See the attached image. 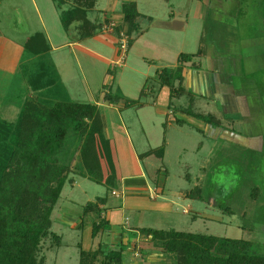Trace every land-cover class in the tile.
I'll return each instance as SVG.
<instances>
[{
	"label": "crops",
	"instance_id": "crops-1",
	"mask_svg": "<svg viewBox=\"0 0 264 264\" xmlns=\"http://www.w3.org/2000/svg\"><path fill=\"white\" fill-rule=\"evenodd\" d=\"M29 1L30 9L17 4L13 7L7 6L6 3L0 4L3 6L0 8V122L8 123L10 118L14 120L20 113L17 102H20L21 98L11 94L34 96L43 86L47 87L44 95L48 96V100L50 98L54 101L58 99L57 101L96 105L103 124L105 142V147L101 148L105 153L102 165L112 162L113 156L120 157L119 161H115L118 166H115L117 177L123 182L126 193L130 191L127 193L128 200H124L123 207L126 210H146L145 205L151 203L136 194L147 191L146 181H149L145 168H141V162L145 158L141 160L140 156L159 146L147 148L144 140L136 136V142L133 143L126 128L127 124L120 116L123 110L128 111L127 108L130 107H125V104L120 102L116 105L106 102L104 97L111 95V91H104V87L114 85L115 92L123 96L133 92L131 99H137L141 91L146 89L145 94L155 96L152 108L159 117L164 116L167 119V127H171L172 123L178 125L180 121L170 117L174 114L170 112L169 103L165 101V91L170 97L169 88L160 85L157 72L162 69H176L180 55L193 56L192 62L183 64L182 88L185 92L215 104L226 117L236 119L238 125L245 126L246 131L237 136L223 129L221 124L219 127L208 124L202 126L198 120H191L202 129L200 131H206L210 139H223L245 151L258 152L263 149L264 116L262 122L257 123L254 115L264 107V0H257L254 8H247L243 0H174L173 4H169V0H97L94 8L88 12L87 20L98 28L84 39L79 37L73 26L63 28L59 9L52 0ZM103 1L106 4L105 9L101 5ZM126 2L136 5L138 31L130 37L129 49L120 64L121 54L116 31L105 33L101 29L109 23L108 21L114 22L118 27L122 24L121 5ZM10 10L13 15L15 13V18L10 19ZM13 19L15 30L11 26ZM7 27L19 32L10 37L3 32ZM53 30L57 31L56 35L52 33ZM38 34L45 37L49 50L42 56L34 57L26 51V46L29 40ZM252 60H259L262 64L256 66L258 83L255 82V85L247 90L240 84L241 81L235 82L234 79L244 75ZM82 61L89 66V73L86 75H90L91 81L81 82L83 93L78 92L75 74V68L82 72ZM97 64L102 66L99 75L92 71ZM250 67L254 65L250 64ZM116 70H119L120 74H115ZM177 87L178 82H175L174 88ZM130 88H135V91L130 93ZM73 91L82 94L84 100H72ZM158 96L164 97L167 112L158 107ZM145 105L146 103H140L137 108L142 109ZM134 122L135 125L141 124L138 117ZM252 127L253 131L250 130ZM146 141L148 142L147 139ZM163 143V154H156L158 158H163L169 147L166 139ZM121 160H124L126 169L123 171L132 176L130 179L119 175ZM77 171L72 169L71 175ZM78 172L82 173L80 170ZM70 179V185H75L74 180ZM129 181L132 182L128 184ZM135 181L137 182L133 183ZM162 191L161 188H156L157 193L162 194ZM111 195L117 197L114 190ZM210 202L208 199V204ZM104 205H99L101 212L96 223L103 220L107 226L97 234L93 243L108 240L112 246L118 247L117 251L123 250L122 264H141L137 253L128 255L131 253L126 249L129 242L125 231L128 227L126 223L119 221L117 216L122 208L103 214ZM153 205L155 210H164L167 206L166 203ZM184 213L188 214L189 211L185 210ZM52 215L53 212L51 220ZM65 224L71 229L78 230L83 227V223L76 219L65 220ZM150 242L153 243L152 240ZM99 248L102 249L98 245L97 249ZM146 257L145 260L141 259L143 264L163 263L159 257Z\"/></svg>",
	"mask_w": 264,
	"mask_h": 264
},
{
	"label": "rangeland",
	"instance_id": "rangeland-1",
	"mask_svg": "<svg viewBox=\"0 0 264 264\" xmlns=\"http://www.w3.org/2000/svg\"><path fill=\"white\" fill-rule=\"evenodd\" d=\"M52 1L59 9L60 19L66 13L74 15V20L69 26L74 27L80 38L89 37L96 32L98 26L90 23L91 25L87 27V25L83 24L84 16H82V13H85L87 19L88 12L94 8L95 3L91 8H88L89 0ZM243 2H246L245 6L247 8H254L257 0H252L253 4L251 5L250 0H243ZM5 3L9 7L17 4L22 8H31L29 0L0 1L1 5ZM173 3L174 0H169V4ZM104 4V1L101 2L102 8L105 9L106 4ZM2 7L0 6V8ZM9 12L10 19L15 18V13L13 15L11 10ZM108 22V24L102 26L101 31L103 30L105 33L116 31L119 41L121 32L118 33V29L122 27V24L118 27L114 22V24L112 21ZM11 26L15 30L14 19L11 20ZM14 30L7 27L3 32L11 37L19 32ZM60 31H62V28H60ZM52 33L56 35L57 31L53 30ZM122 34L128 37L125 33L122 32ZM130 42L129 38V45ZM252 61L249 62V69L245 70L244 75L241 74L234 79L235 82L241 81L240 84L244 85L247 90H250L255 85V82L259 81V75H256L258 71L256 66L262 64L259 60ZM82 62L81 70L83 75L79 69L75 68L78 92L80 91L81 93L84 90L81 82H91L90 75L89 77L86 75V73H89V66L84 61ZM250 64L254 65V67H250ZM101 67L100 64H97L95 70H92L93 73L99 75ZM118 71L116 70L114 73L120 74ZM93 77L96 79L95 75ZM117 81L118 78L116 79ZM115 89L114 85L109 88L104 87V91H111V96L122 98L120 103L136 102L135 105L133 104L130 108H127L128 111L123 110L120 115L127 124L126 128L133 143L136 142V136L144 140L147 148L159 146L157 149L163 150V141L165 139L169 144L163 158H158V155L154 154L149 157L150 159L147 160L145 158L141 162V168H145L149 179V181L145 179L146 183H148V190L136 192V194H140L148 200V203H151L145 205L146 210L143 209L142 211L133 209L129 211L123 207L124 200H128L127 193L130 191L126 193L123 182L121 183L117 177L116 167L118 168V166L115 161H119L120 157L113 156V161H109V165H105L104 185L91 182L82 177L81 173L77 171L76 174L69 176V179L72 178L74 180L75 185L67 183L64 186L52 215L50 232L60 238V245L55 246L50 237L44 239L41 243L39 258H44V264H78L80 250L94 251L98 245L102 247V255L97 257L98 259L94 264H103V255L118 248L117 246H112L108 240L104 241L105 239L93 243L91 228L99 217L95 213L83 214L82 210L85 205L95 203L97 198L107 199L102 210L103 214H108V212L116 208H122L117 216L119 221L126 223V227H128L125 234L128 237L129 244L127 248H124L131 252L128 255H132L134 252L137 253L141 264H143L141 259L145 260L147 255L150 259L159 257V260L163 262L161 264H176V256L166 254L158 240L151 243L150 238L147 240L142 237L141 229L242 239L253 243V249L256 254L264 255V141L261 151L251 152L245 151L236 146V144L223 139H210L206 131H200L202 129H199L191 118L201 122L200 125L202 126L203 124H208L213 127H215V120L218 119L220 122H217L223 126V129L225 128L237 136L245 133V126L238 125L236 119L232 120L226 117L223 111L215 104L192 93L177 92L171 98L169 95L167 96L168 92L165 91V101L169 103L170 112L174 114L170 115V117L180 121L178 125L172 123L171 127H167V119L164 116L159 117L152 108V100L155 96L145 94L146 89L141 91L143 94L141 95L140 93L137 99H131L132 97H130L133 93L131 91H135V88H130L128 91L131 94L127 93L126 97L116 93ZM77 93L73 91L71 99L83 101L84 96ZM11 95L22 99L17 102L20 112L25 102H36L35 99L40 98L37 95H24L23 93ZM156 102L161 110L165 109L166 111L164 97L158 96ZM140 103H146L145 107L142 109L137 108ZM262 105L264 106V100ZM19 114L14 120L12 118L9 119L7 123L8 129L16 126ZM195 114L205 118V121L196 118ZM263 116L264 107L258 113H255L256 122L261 123ZM137 117L141 124L136 123L135 125L134 121ZM129 119L132 121H128ZM252 129L253 127L250 128L251 131H253ZM262 131H264V127ZM8 138L10 140L11 136ZM79 142V134L69 131L60 157L62 163L67 164L71 172L72 169H76L78 164L77 147ZM6 150L5 148L4 151L0 152V157L4 159L9 157L10 151ZM123 162L124 160L120 161L119 175L130 179L132 176L127 175L123 171ZM156 188H161L163 193H157ZM112 190L116 192L117 197L111 195ZM190 193H192V197L188 196ZM208 199L211 200L210 204H208ZM156 203H166L167 206L164 210H155L153 209L155 207L153 204ZM185 210L189 211V213L185 214ZM75 219L83 223L81 229H71L65 224V220Z\"/></svg>",
	"mask_w": 264,
	"mask_h": 264
},
{
	"label": "trees",
	"instance_id": "trees-1",
	"mask_svg": "<svg viewBox=\"0 0 264 264\" xmlns=\"http://www.w3.org/2000/svg\"><path fill=\"white\" fill-rule=\"evenodd\" d=\"M88 2L87 7L91 8L96 0ZM82 14L83 24L90 26L86 14ZM121 15L122 27L118 33L123 32L130 38L138 31L135 3H123ZM61 20L63 28L68 29L74 15L66 13ZM48 50L42 34L32 37L26 46V51L34 57L42 56ZM193 58L180 55L176 69L157 72L160 85L169 88L171 98L177 92H185L182 88L183 64L192 62ZM175 82H178L176 89ZM45 90L47 87L43 86L37 91L40 98H36V102L24 103L15 127L8 129L7 123L0 122V152L5 148L10 151L7 159L0 157V264H44V258H39L42 241L50 237L55 246L60 245V238L50 232L51 214L64 186L72 183L69 179L71 169L62 163L60 157L69 131L80 136L77 147L79 161L75 170H80L82 176L95 184H105V165H102L105 142L98 107L48 100ZM121 99L111 95L104 97L110 105L118 104ZM133 104L136 102L130 101L125 107ZM194 116L205 121L199 115ZM214 123L215 127L220 126L217 120ZM154 154L162 155L163 150L149 151L140 159ZM188 196L192 197V193ZM105 202L106 198H97L95 203L85 205L82 212L99 216V205ZM106 226L103 220L94 223L92 239ZM140 233L152 242L158 240L166 254L176 256V264H264V255L256 254L250 241L152 229H141ZM101 251L100 248L96 251L80 250L78 264L96 263ZM122 252V249L113 250L103 255V264H122Z\"/></svg>",
	"mask_w": 264,
	"mask_h": 264
},
{
	"label": "built area",
	"instance_id": "built-area-1",
	"mask_svg": "<svg viewBox=\"0 0 264 264\" xmlns=\"http://www.w3.org/2000/svg\"><path fill=\"white\" fill-rule=\"evenodd\" d=\"M119 39L120 64H122L129 49V38L121 33L119 34Z\"/></svg>",
	"mask_w": 264,
	"mask_h": 264
}]
</instances>
